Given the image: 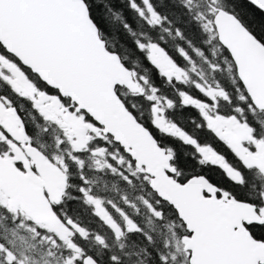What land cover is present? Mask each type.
Listing matches in <instances>:
<instances>
[{"label":"snow or ice","instance_id":"snow-or-ice-1","mask_svg":"<svg viewBox=\"0 0 264 264\" xmlns=\"http://www.w3.org/2000/svg\"><path fill=\"white\" fill-rule=\"evenodd\" d=\"M264 0H0V264H264Z\"/></svg>","mask_w":264,"mask_h":264},{"label":"trees","instance_id":"trees-1","mask_svg":"<svg viewBox=\"0 0 264 264\" xmlns=\"http://www.w3.org/2000/svg\"><path fill=\"white\" fill-rule=\"evenodd\" d=\"M249 10L255 14L256 20L258 22L260 21H264V14L259 13L258 11H256L255 9L251 8V6H248Z\"/></svg>","mask_w":264,"mask_h":264}]
</instances>
